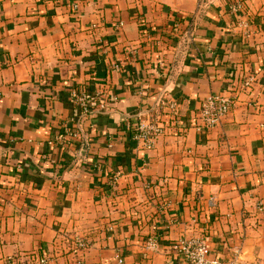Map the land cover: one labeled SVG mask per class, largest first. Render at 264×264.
<instances>
[{"label": "crops", "instance_id": "0c3cea01", "mask_svg": "<svg viewBox=\"0 0 264 264\" xmlns=\"http://www.w3.org/2000/svg\"><path fill=\"white\" fill-rule=\"evenodd\" d=\"M212 94L234 106L206 129ZM198 239L264 264V0H0V264H189Z\"/></svg>", "mask_w": 264, "mask_h": 264}, {"label": "built area", "instance_id": "2783aa9c", "mask_svg": "<svg viewBox=\"0 0 264 264\" xmlns=\"http://www.w3.org/2000/svg\"><path fill=\"white\" fill-rule=\"evenodd\" d=\"M244 5L242 3L235 4L232 7V11L238 12L243 10ZM78 6H75V10ZM248 24L246 23V26ZM118 68V67H117ZM254 78H249L245 85L250 87L254 82ZM81 105L87 110L88 102L94 105V100L88 95H83L79 98ZM234 106V100L230 97L223 95L212 94L207 97L201 107L200 115L203 125L206 129H212L224 122L227 116L230 114ZM163 128L154 122H150L147 119L139 120L135 126L133 139L140 143L145 149H152L155 147L157 139L163 134ZM63 143L70 145L71 143L78 141H85V137L82 132L76 130H68L65 135L60 137ZM115 181L117 179L115 178ZM261 209V207H260ZM78 246L81 250L88 248V243L85 241H79ZM183 252L189 264H243L240 255H238L232 261H223L220 259H209L207 256L208 242L205 239L192 240L188 243H182ZM149 248L157 249L156 241L149 243ZM37 264H47L46 258H40ZM80 264H83L80 261ZM119 264H124L122 259H119Z\"/></svg>", "mask_w": 264, "mask_h": 264}, {"label": "trees", "instance_id": "16d2710c", "mask_svg": "<svg viewBox=\"0 0 264 264\" xmlns=\"http://www.w3.org/2000/svg\"><path fill=\"white\" fill-rule=\"evenodd\" d=\"M81 147H84V148L87 147V144L85 141L82 143Z\"/></svg>", "mask_w": 264, "mask_h": 264}, {"label": "water", "instance_id": "95a60500", "mask_svg": "<svg viewBox=\"0 0 264 264\" xmlns=\"http://www.w3.org/2000/svg\"><path fill=\"white\" fill-rule=\"evenodd\" d=\"M86 152H87L86 149H84V150L81 151V154L85 155Z\"/></svg>", "mask_w": 264, "mask_h": 264}]
</instances>
